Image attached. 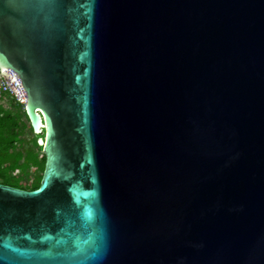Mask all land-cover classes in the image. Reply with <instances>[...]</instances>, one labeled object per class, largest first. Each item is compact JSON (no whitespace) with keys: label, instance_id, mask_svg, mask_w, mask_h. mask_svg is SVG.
Masks as SVG:
<instances>
[{"label":"water","instance_id":"water-1","mask_svg":"<svg viewBox=\"0 0 264 264\" xmlns=\"http://www.w3.org/2000/svg\"><path fill=\"white\" fill-rule=\"evenodd\" d=\"M1 67L44 167L0 264H264V0H0Z\"/></svg>","mask_w":264,"mask_h":264},{"label":"trees","instance_id":"trees-1","mask_svg":"<svg viewBox=\"0 0 264 264\" xmlns=\"http://www.w3.org/2000/svg\"><path fill=\"white\" fill-rule=\"evenodd\" d=\"M1 100L2 99H0V183L24 190L36 189L39 186L44 167V155L28 149L14 152L17 145L21 143L20 137L23 131L26 128L30 131H32V129L30 123L28 126H25L21 122V115L19 112H11L7 107H3L1 105ZM9 102L8 104L11 105L12 108H22L21 105L11 99ZM22 112L27 118L23 108ZM40 138H42L41 135H36L35 139L31 142L39 150H41V145H38L37 140ZM26 170H30L31 172L38 170L39 173L34 177L33 181L24 186L15 174L17 172L24 173Z\"/></svg>","mask_w":264,"mask_h":264},{"label":"rangeland","instance_id":"rangeland-1","mask_svg":"<svg viewBox=\"0 0 264 264\" xmlns=\"http://www.w3.org/2000/svg\"><path fill=\"white\" fill-rule=\"evenodd\" d=\"M2 73H3V72H1V74H2ZM8 73H9V74H8ZM3 74H4V73H3ZM7 74H8V77L11 75L10 72H7ZM5 80L9 83L8 78H6ZM4 82H5V81H4ZM0 99H2V98H0ZM9 101H10L9 97L4 96V98L1 100V105H2L3 107H4V106L7 107L8 110H10L11 112H19L20 115H21V122H22L25 126H28V125H29V121L27 120V118H26L25 115L23 114V112H22V108H21V107H20L19 109H17V107H16V108H12L11 105L8 104V103H10ZM41 136H42V135H41ZM35 137H36V134L33 133V131H30L29 129L26 128V129L23 131V134H22L21 137H20V142H21V143H19V144L17 145V148L14 150V152L19 151V150H23V151H25L26 149H28V150H31V151H33V152H35V153L42 154V151L39 150V149H38L33 143H31L32 140L35 139ZM37 143L42 144V143L40 142V140H37ZM38 173H39L38 170H35V171H33V172H31L30 170H26L24 173H22V172H17V173L15 174V176H16L17 178L20 179L21 183H22L24 186H26V184H29L31 181H33L34 177H35L36 175H38ZM18 181H19V180H18ZM20 181H19V183H20Z\"/></svg>","mask_w":264,"mask_h":264},{"label":"built area","instance_id":"built-area-1","mask_svg":"<svg viewBox=\"0 0 264 264\" xmlns=\"http://www.w3.org/2000/svg\"><path fill=\"white\" fill-rule=\"evenodd\" d=\"M1 72L2 71L0 70V98L3 99L4 96L9 97V99L15 101L24 109L26 95L17 76L12 71H9L13 73L15 78L17 79V81H13L14 78L12 76L8 77V74H1ZM6 78H8L9 83L5 80Z\"/></svg>","mask_w":264,"mask_h":264},{"label":"bare ground","instance_id":"bare-ground-1","mask_svg":"<svg viewBox=\"0 0 264 264\" xmlns=\"http://www.w3.org/2000/svg\"><path fill=\"white\" fill-rule=\"evenodd\" d=\"M1 71H2L4 74H5V73L7 74V72H9L10 70L5 69L4 67H1ZM10 73H11V72H10ZM8 74H9V73H8ZM11 76L14 78L13 81H17V79L15 78V76H14L13 73H11V75H10L9 77H11ZM13 81H12V82H13ZM38 119H39V118H38ZM39 125H40V123H39ZM39 125H38V127H39ZM38 127H37V129H36L37 132L40 131V130L38 129ZM40 142L42 143V139L40 140ZM38 145H41V144L38 143Z\"/></svg>","mask_w":264,"mask_h":264},{"label":"clouds","instance_id":"clouds-1","mask_svg":"<svg viewBox=\"0 0 264 264\" xmlns=\"http://www.w3.org/2000/svg\"><path fill=\"white\" fill-rule=\"evenodd\" d=\"M42 138H40V140H41Z\"/></svg>","mask_w":264,"mask_h":264}]
</instances>
